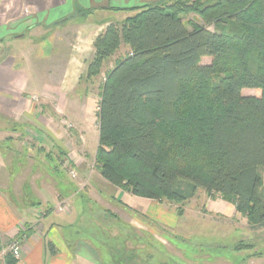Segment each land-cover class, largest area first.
<instances>
[{"label":"trees","instance_id":"trees-1","mask_svg":"<svg viewBox=\"0 0 264 264\" xmlns=\"http://www.w3.org/2000/svg\"><path fill=\"white\" fill-rule=\"evenodd\" d=\"M111 10L132 15L96 37L80 77H98L128 48L98 94L96 172L113 187L158 203L183 205L198 190L219 195L249 227L264 228V0ZM190 14L204 25L185 24L182 17ZM204 58L210 63L201 64ZM241 248L252 247L240 243L234 251Z\"/></svg>","mask_w":264,"mask_h":264},{"label":"crops","instance_id":"crops-1","mask_svg":"<svg viewBox=\"0 0 264 264\" xmlns=\"http://www.w3.org/2000/svg\"><path fill=\"white\" fill-rule=\"evenodd\" d=\"M74 1L79 10H87L95 4H98L97 7L94 6L92 9H104L105 5L118 9L137 8L148 6L153 0ZM18 2L22 5L24 2L27 14L36 17L37 21L25 25L18 33L12 28H7L12 20L18 18L20 7L16 5V0H0V51H5L0 56V264H6L7 255L3 252L19 236L22 238L21 254L20 258L15 260V264H141L143 261L140 262L142 259L137 254L142 243L134 244L133 239H136V235L142 237L148 234V231L141 229L144 224L137 216L139 214L145 220L149 218L161 222L164 209L161 210L160 203L156 201L135 197L113 187L97 172V177L84 180L88 175L86 166L80 158H76V152L69 148L68 142H64L63 137L65 136L63 126L67 123H72L73 129L84 139H87L89 133L92 134L90 131L92 124H95L94 127L97 126L98 102L95 107H90L88 103L80 100L71 103L68 95L80 85V77L85 72L86 62L93 55L92 45L100 34L101 30L97 31L100 25L84 18L76 21L67 19L58 23L61 19L70 17L69 0H19ZM64 4H67L65 10L60 11V5ZM45 14L53 21L50 27L58 30L55 33L58 32L57 36L61 40L56 43L50 38L39 42L31 39V36H35L37 32L44 31L46 34L51 32L50 29H44L47 25L41 21ZM54 14L56 19L53 18ZM20 35L23 36L18 37ZM27 37H29L27 53L18 51L17 45L10 44ZM7 44H9L8 48ZM24 59L27 61L26 66L28 64L29 67V76L26 79L22 72ZM54 72L59 77L57 83L49 82L48 79V76L54 75ZM32 79L35 84H32ZM36 84L38 90L33 91L31 87H36ZM53 90L55 92H52ZM43 92L51 93V96L54 93L52 105L47 101L48 99L43 100L40 97V93ZM35 96L41 98V105L37 106L32 101L36 99ZM46 104L56 114L53 119L43 114L47 111ZM71 109L73 112L70 111ZM89 114L94 118H90ZM34 123L42 127L39 130L42 131L41 135L44 139L41 146L45 147L46 155L54 156L58 161L63 160V163L70 162L80 177L75 183L77 185L64 182V179H61V172L57 169L51 175L46 174L44 178H40V181L34 179L28 184L27 178L18 180L19 177H23L18 174L21 164L11 167L3 152V147H7V144L13 141L7 130L11 129L12 135L19 133L23 135V132L28 130L29 126L32 128ZM95 132L98 136L97 127ZM84 147L82 152L90 156L91 153ZM35 151L37 152L38 149ZM92 156H95V153ZM29 168L32 171L34 165ZM260 173L264 184V170H260ZM221 206L222 210L212 213L225 218L227 223L224 224V232L220 236L207 232V236L211 238L209 243L214 239L217 240L215 237H221L223 243L208 247L221 249L222 252L226 250L228 253L231 249L229 236L234 232L249 241L253 239L249 234H255L254 237L264 249V228L249 227L246 221L243 222L235 213L233 206L228 204ZM99 210L102 211L105 219H101L100 216L94 217V213ZM86 212L91 213V223L106 221L111 229L100 235L90 231L88 237L91 241L88 240L85 229H81L86 227ZM108 213L114 217H109ZM230 218L234 219L233 221L242 220L244 229L235 228L231 231ZM81 225L83 227H80ZM175 228L177 226L173 228L176 232ZM245 231L248 232V236L243 233ZM97 236H101V239L98 240ZM223 236L228 240L226 244H224L225 239H222ZM244 244L253 248L252 253L244 255V261L264 264V250H260L261 248L254 242ZM235 247L236 245L233 249ZM141 250L144 252L143 249ZM236 254L234 251V255ZM221 258L230 257L222 254Z\"/></svg>","mask_w":264,"mask_h":264},{"label":"rangeland","instance_id":"rangeland-1","mask_svg":"<svg viewBox=\"0 0 264 264\" xmlns=\"http://www.w3.org/2000/svg\"><path fill=\"white\" fill-rule=\"evenodd\" d=\"M20 9L18 8V18L12 20L8 25L7 28H12L15 32H19L23 29V27L26 25H31L34 22L37 21V18L34 17L33 15L27 14L26 9L24 7V2L23 5L19 3V0H16ZM177 0H153L151 1L150 5H155V4H171ZM180 1V0H179ZM186 1H194V0H186ZM203 2H212L213 0H202ZM69 8H71V13L68 18V20H78L81 18L84 19H90L94 21V23H97L99 25V28L97 31H100V34L104 31V27L106 28L109 24L113 23H119L121 22L127 15H132V13H128L126 11H113L111 8L107 7L108 5H105L104 9H92L94 6L97 7L98 4L92 5L86 10L90 11L89 14H84L80 15L76 11L79 10V8L76 6L74 0H69ZM67 4L61 6L60 5V11L65 10V7ZM101 6V5H100ZM144 7V6H143ZM76 9V10H75ZM129 9V8H128ZM48 14V12H47ZM45 14V16H42L41 21L45 22L47 25V28H44L45 30H51L50 33L46 34L44 31L42 32H37L35 36H31L32 41H42L45 40V38L52 40L56 43V41H60L61 38L58 37V32L57 34L55 33L58 31L57 29H52L53 21L49 15ZM68 14V16H69ZM65 15V13H63ZM15 17V16H14ZM54 19L55 14H54ZM183 21L186 22H193L196 23L197 25H204L203 21L195 14H190L187 16L182 17ZM22 20V22H20ZM62 20V19H61ZM55 22V21H54ZM56 24V23H55ZM73 25V24H72ZM210 31H213V27L209 28ZM60 31V29H59ZM40 33V34H39ZM99 34V35H100ZM98 35V36H99ZM28 39L29 37L25 39H20L17 42H10L12 46L17 45L18 51L27 53L26 49H28ZM96 39V38H95ZM63 40V39H62ZM35 43V42H34ZM54 43V44H55ZM93 46V45H92ZM9 47V44H7V48ZM8 51V49H7ZM5 53V51H0V56H2ZM25 53L23 55H25ZM128 53V48L126 46H122L116 55H114L111 59H109L105 64L104 67L101 70V73L98 77L93 78L89 81H79L80 85L77 87L72 93H69L68 100L72 101L71 103L75 102L76 100L80 101H85L84 103H88L90 107H95V104L98 102V94L100 92V87L104 81L105 74L107 71L113 68L115 61L118 58H122ZM27 58L26 56H24ZM90 60V59H89ZM88 60V61H89ZM87 61V62H88ZM86 62V63H87ZM27 61L24 59V68L22 72L25 75V79L29 76V67L28 64L26 66ZM210 63L209 58H204L201 61V64L207 65ZM41 76V75H40ZM39 76V77H40ZM45 77V75L43 76ZM49 82H55L59 80L58 75L56 72H54V75L48 76ZM44 80V78H43ZM34 83V79H32ZM32 90H38V86L36 84L35 86L31 87ZM52 92H55L54 90ZM39 93V91H38ZM244 96H252L254 95V91L252 90H244L243 92ZM36 94V93H35ZM41 98L44 100L49 101V103L52 105V100L54 97L51 96L48 93H40ZM37 95V94H36ZM36 99H32V101L38 106L40 104V97L35 96ZM50 97V98H47ZM41 105V104H40ZM85 105V104H84ZM47 111H44L43 114L47 115V117L54 118L56 115L55 112L49 108L50 106L46 104L45 106ZM73 112V109L70 110ZM44 115V116H45ZM90 118H94L92 114H89ZM43 116V117H44ZM41 118V117H40ZM46 118V117H45ZM43 121V120H42ZM95 125V124H94ZM92 124V127L90 128V131L92 132L87 135V139H84L81 137L80 134L77 133L72 127V123H67L65 126H63L64 129V142H68L69 148L72 150L74 149V152H76V158H80V160L83 161L84 165L86 166V174L87 177L84 178V180H88L90 177L95 178L97 177L96 170L94 169V156L93 153H95L96 146H97V133L95 132V126ZM34 126V127H33ZM32 128L24 131L23 135L22 134H17V135H12L13 132H11V129H8L10 133L8 134L9 136H12L14 144L8 143L7 147H3V152L6 154V160L7 163L11 166H17L18 164H21V167L18 170V174L22 175L23 177H19V181H22L21 178H27L29 182L28 184L31 183V180H38L40 181V178H44L46 174H50L54 170H59L61 172V179H64V182L70 183V184H75L76 181L79 180V174L77 173L76 170H74V167L70 162H64L63 160H56L54 156L48 157L46 155L45 147L41 146L43 144V137L41 135L42 131L40 132V125H37L34 123ZM61 126V124H60ZM25 127V126H24ZM36 127L38 128L36 130ZM13 128V127H12ZM42 128V127H41ZM92 129V130H91ZM24 130V129H23ZM7 135V136H8ZM35 136V137H34ZM37 137V138H36ZM42 139V140H41ZM45 143V142H44ZM45 145V144H44ZM85 146V147H84ZM85 148L88 150L90 154L85 155L82 152V148ZM48 148H50V144H48ZM38 149L36 152L35 150ZM65 164V165H64ZM34 165V168L32 171H30V166ZM29 166V167H28ZM64 166V167H63ZM52 167V168H51ZM56 170V171H57ZM74 173V176L71 175V173ZM78 174V175H77ZM95 176V177H94ZM64 184V183H63ZM77 185V184H75ZM81 185V184H80ZM79 188V187H78ZM10 195V194H9ZM230 205L233 206L231 203L223 200L221 196L219 195H212L208 196L203 190H198L195 197L187 202H185L183 205L179 204H172L169 202H161V210L164 209V215H161V222H157L154 220H151L145 218L141 215L138 214L139 221L144 224V226L141 228L144 231H148V234L143 235L142 237L136 235L135 238L133 239L134 244H141L142 247L138 251V256L141 257V264H254L250 263V261H244V255H249L250 253L253 252V248L251 249H243L241 248L240 251L236 252L237 254L234 255V251L237 247L238 244L242 243H251L254 242V244L260 247L259 242L256 240L254 237L255 234H249L250 237L253 239L246 240L245 237H242L239 233L235 234L234 232L230 234L229 236V243L231 246L230 251L227 253L226 250L224 252L221 251V249L218 248H213L210 249L208 245H215V244H221L223 243L221 241V237H215L217 240H213V242L209 241L211 240L210 236H207V232L210 234H222L224 232V224L227 223L225 222V218L223 216H220L218 214H213L212 212L216 210H222L221 205ZM234 208V206H233ZM181 211V214L178 215L177 210ZM235 209V208H234ZM235 213L236 210H235ZM237 215H239L237 213ZM90 216L91 213L85 214V219H86V227L81 228L85 229L86 231V238L88 240V232H92L95 234H101L107 232V230L111 229L110 226H108V222L106 221H97L94 223L90 222ZM93 216V215H92ZM97 216H100L101 219H105L103 216V213L101 210H99L97 213H94V217L96 218ZM220 216V217H218ZM241 217L240 219L243 220L244 218ZM144 219V221L142 220ZM234 219H229L230 223V230L237 228L238 230H241L244 227L242 226L243 222L242 220L239 221H233ZM246 221V220H245ZM103 224V225H102ZM178 224V225H177ZM174 226H177L176 232L173 229ZM80 227H83L82 225ZM79 227V228H80ZM211 227H213L211 229ZM113 230V227H112ZM111 230V231H112ZM211 230V232L209 231ZM119 233V231H118ZM245 235L248 236V232H243ZM98 240L101 239V236L96 237ZM222 239H225L223 236ZM94 242L96 240L92 239ZM219 240V241H218ZM241 240V241H240ZM244 240V242L242 241ZM91 241V240H90ZM228 240H224V244H226ZM236 245L235 249L233 247ZM176 248H174V247ZM143 249L144 252H141ZM213 250V251H211ZM220 251V252H219ZM212 254L211 257H209ZM222 254L225 257H230L229 259L227 258H221ZM206 255H208L206 257ZM209 257V258H208ZM207 261H209L207 263ZM139 262V263H140ZM259 264V263H258Z\"/></svg>","mask_w":264,"mask_h":264},{"label":"built area","instance_id":"built-area-1","mask_svg":"<svg viewBox=\"0 0 264 264\" xmlns=\"http://www.w3.org/2000/svg\"><path fill=\"white\" fill-rule=\"evenodd\" d=\"M72 176H74V173H71ZM21 239H16L14 241H12L4 250V254L5 255H10L11 257H13L14 260H17L20 258V254H21Z\"/></svg>","mask_w":264,"mask_h":264},{"label":"water","instance_id":"water-1","mask_svg":"<svg viewBox=\"0 0 264 264\" xmlns=\"http://www.w3.org/2000/svg\"><path fill=\"white\" fill-rule=\"evenodd\" d=\"M69 18V17H68ZM68 18H64V19H62V20H60V21H58V23H62V22H65ZM21 36H23V35H20V36H18V37H21Z\"/></svg>","mask_w":264,"mask_h":264}]
</instances>
